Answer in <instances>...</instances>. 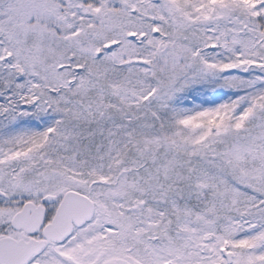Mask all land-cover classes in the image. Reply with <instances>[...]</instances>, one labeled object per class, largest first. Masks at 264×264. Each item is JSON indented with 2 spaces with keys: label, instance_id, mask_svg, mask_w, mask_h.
Returning a JSON list of instances; mask_svg holds the SVG:
<instances>
[{
  "label": "snow or ice",
  "instance_id": "6c2138e0",
  "mask_svg": "<svg viewBox=\"0 0 264 264\" xmlns=\"http://www.w3.org/2000/svg\"><path fill=\"white\" fill-rule=\"evenodd\" d=\"M0 264H264V0H0Z\"/></svg>",
  "mask_w": 264,
  "mask_h": 264
}]
</instances>
